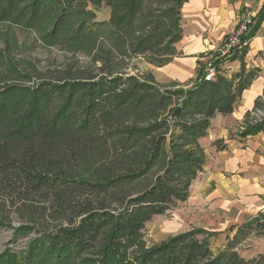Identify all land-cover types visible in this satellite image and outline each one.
Here are the masks:
<instances>
[{"label": "trees", "instance_id": "obj_1", "mask_svg": "<svg viewBox=\"0 0 264 264\" xmlns=\"http://www.w3.org/2000/svg\"><path fill=\"white\" fill-rule=\"evenodd\" d=\"M88 1L109 6L110 19L92 22ZM148 1L154 10L141 15L139 33L134 21L142 0H0V24L43 29L44 40L67 53L91 55L105 38L116 53L161 65L180 39L186 0ZM16 50L10 37L0 51V216H26L13 233L33 237L20 253H0V264H264V254L245 260L232 247L213 253V235L202 229L150 247L144 234L153 217L187 200L204 165L199 139L216 114L233 113L257 69L241 63L231 78L198 81L199 73L188 89H160L147 77L114 72L110 52L91 75L78 63L29 72ZM262 131L264 119L246 124L240 137ZM97 165L101 177H86ZM157 166L161 173L144 191L125 189ZM256 228L264 225L250 222L236 236Z\"/></svg>", "mask_w": 264, "mask_h": 264}, {"label": "crops", "instance_id": "obj_2", "mask_svg": "<svg viewBox=\"0 0 264 264\" xmlns=\"http://www.w3.org/2000/svg\"><path fill=\"white\" fill-rule=\"evenodd\" d=\"M246 11L253 13V25L260 18L258 29L242 60L221 63L220 75L231 78L241 63L245 70L259 72L233 113L216 114L210 120L206 135L198 141L203 169L192 181L187 200L168 211L164 225L169 237L193 229L211 233L210 248L219 251L244 225L264 223V131L240 137L246 124L253 125L248 120L258 99L259 110L264 109V0H186L179 10L181 33L174 54L165 64H146L143 71L160 87H191L207 57L216 56Z\"/></svg>", "mask_w": 264, "mask_h": 264}, {"label": "rangeland", "instance_id": "obj_3", "mask_svg": "<svg viewBox=\"0 0 264 264\" xmlns=\"http://www.w3.org/2000/svg\"><path fill=\"white\" fill-rule=\"evenodd\" d=\"M85 4H87V7H85L86 10L94 13L95 15V18L92 20V22H106L110 19L111 9L109 6H105L102 3L99 8H96L93 4L89 3V1ZM142 5L141 12L134 21V30L136 33L140 32L138 27L141 26V22H144L143 16H149L147 13L154 10V3H149L148 0H142ZM151 13H153V11ZM10 37H14L15 43L17 45V50L14 53L16 61H18L19 65L23 69H26L29 72H53L59 69L62 70L68 65L78 63V65L88 71L89 74H96L98 73V68L102 65L101 62L103 61V58L108 56L106 55V52H110L112 55V70L124 75H136L143 78V76L146 77L143 72L144 68L147 67L146 64L153 66L157 65L155 62H150L148 61V58L141 55L125 57L124 54H120L119 52L116 53L117 51L112 48L110 42L105 38L100 39L98 48L91 55H87L83 52L67 53L64 49L58 46L48 44L44 40L43 29L38 28L34 30H23L11 25L10 23L0 24V51L4 48L5 43ZM220 51L221 48L217 53H220ZM207 58L208 60L204 64L205 66L208 62H212L215 56H209ZM155 85L160 89H170L166 87H160L157 84ZM176 101L178 100H174L175 103ZM172 106H174V104ZM250 117L252 118L248 121L253 124H256L264 119V109L263 111L259 110V99L255 102L254 110ZM100 169L101 166L97 165L91 169L88 174H85V176L92 180H97L101 177L99 172ZM160 173L161 169L157 166L156 168L152 169L144 178L138 180L137 182L126 185L125 189L131 191L134 194L142 192L153 183L154 178ZM169 217L170 213L167 212L165 215L153 217L145 224L144 234L146 245L148 247L168 239L167 237H169V235H167L164 231V225L165 222L169 220ZM0 219H5L7 223V226L0 227V253L4 252L5 250H11L14 253H20V251L25 248V245L28 243L29 239L33 237V234H27L23 236L22 234H18L15 236V233H13L15 230H17L18 233L22 231V229H19L21 228L22 223L26 222V216H24V218H19L13 214L10 215L5 213L4 215L0 216ZM226 247L234 248L239 256L245 260L257 259L264 254V228H256L251 231H243L238 233V235L234 237L233 240L224 244V248ZM211 250L213 253H217V251H219V249L213 250V248H211Z\"/></svg>", "mask_w": 264, "mask_h": 264}, {"label": "built area", "instance_id": "obj_4", "mask_svg": "<svg viewBox=\"0 0 264 264\" xmlns=\"http://www.w3.org/2000/svg\"><path fill=\"white\" fill-rule=\"evenodd\" d=\"M253 18V13L251 11H246L244 13L235 31L224 40L220 53H217L212 62H208L206 66L204 65L201 70V77L198 81H213L214 77L220 74V66L216 64L218 62L217 60L235 54L238 55L246 49L249 43L247 35L253 25ZM261 210H264V205Z\"/></svg>", "mask_w": 264, "mask_h": 264}, {"label": "water", "instance_id": "obj_5", "mask_svg": "<svg viewBox=\"0 0 264 264\" xmlns=\"http://www.w3.org/2000/svg\"><path fill=\"white\" fill-rule=\"evenodd\" d=\"M179 112V109H177V111H176V113L175 114H177Z\"/></svg>", "mask_w": 264, "mask_h": 264}]
</instances>
